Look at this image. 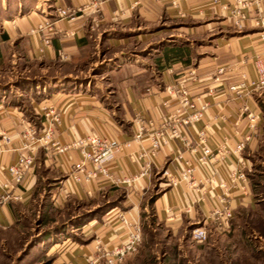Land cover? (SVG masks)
I'll return each instance as SVG.
<instances>
[{"label": "crops", "instance_id": "obj_1", "mask_svg": "<svg viewBox=\"0 0 264 264\" xmlns=\"http://www.w3.org/2000/svg\"><path fill=\"white\" fill-rule=\"evenodd\" d=\"M237 1L185 0L177 9L171 0H52V8L36 6L5 21L3 34L7 41L24 42L30 58L39 63H80L97 44L122 51L115 59L100 63L110 68L107 70L113 86L108 92L101 87L95 92L77 83L59 82L46 94L34 93L31 112L37 121L21 105L0 98V139L8 133L13 142L9 150L0 154V182L11 183L8 168L19 158L15 149L21 134L30 124L40 128L42 118L38 112L43 106L53 107L60 115L57 139L62 144H72L93 131L126 142L137 133L138 121H152L159 128L162 117L180 107L176 100L167 109L162 107L168 100L167 86L178 81H184L189 88L196 109L207 105L206 144L212 153L209 167L198 162V132L204 129V122H197L184 132L191 147L171 140L153 155L148 138H144L132 149H125L124 156L110 165V178L76 184L74 193L65 200L60 197L56 204L51 196L49 209H61L73 199L99 204L104 199L113 201L120 190L126 191L121 205L104 215L102 221L96 224L95 220L81 228L91 241L71 254L72 264H86V258L98 247L111 249L121 244L126 234L118 215L142 224L147 220V200L155 190L159 196L151 214L152 223L163 225L174 239L188 235L191 238L194 227L213 229L211 212L225 193L229 197L222 204L233 211L234 219L255 207L249 173L251 151L264 133V90L254 88V61L264 51L259 41L261 28L257 26L259 17L264 16V1L242 0L249 2L242 30L232 25L229 10L223 8ZM79 6L85 9L74 20L56 16L57 7L71 10ZM46 22H52V27L38 32V26ZM133 44L143 47L141 54L126 52ZM220 68L224 73L218 75ZM232 86H242L240 94L230 91ZM250 113L257 117L255 129L250 127ZM242 142L246 147L237 153ZM35 157V171L26 174L22 190L9 189L20 194L21 200L0 205L2 229L17 225L32 206L40 174L46 176V183L53 185L52 192L56 194L70 171L82 163L78 149H71L66 156L39 149ZM146 163L151 166L148 177L133 186L117 182L138 174ZM190 165L195 168L192 179L180 181ZM86 166L91 167L89 163ZM238 170L245 173L246 179L234 185L231 175ZM172 179L178 184L173 185ZM222 183L228 185L226 190ZM215 235L213 231L211 237Z\"/></svg>", "mask_w": 264, "mask_h": 264}, {"label": "rangeland", "instance_id": "obj_2", "mask_svg": "<svg viewBox=\"0 0 264 264\" xmlns=\"http://www.w3.org/2000/svg\"><path fill=\"white\" fill-rule=\"evenodd\" d=\"M51 2L0 0V98L21 105L35 121L31 112L32 98H36L34 93L41 91L46 94L59 82L77 83L78 87H87L95 92L99 87L110 91L113 86L107 70L110 68L100 63L115 59L122 51V48L97 44L89 49L80 63H39L30 58L28 48L21 40H2L5 21L36 6L51 7ZM142 49L133 44L126 52L139 55ZM250 156L252 171L249 177L252 190L254 188L255 207L241 212L233 220L229 233L212 236L205 244L193 241L190 235L174 239L169 237L163 225L152 223L148 209L147 220L141 224L143 244L123 264H264V133ZM40 177L36 198L20 223L8 229L0 228V264H72L71 254L90 242L85 231L75 226L54 229L56 224L68 220L67 208L49 209L53 185L46 183V176L40 174ZM156 193L153 191L149 198ZM107 202L106 199L99 204L73 201L69 212L73 213L76 207L80 214ZM50 214L55 223L47 221ZM102 217H97L96 224L103 220ZM65 241L67 243H63Z\"/></svg>", "mask_w": 264, "mask_h": 264}, {"label": "built area", "instance_id": "obj_3", "mask_svg": "<svg viewBox=\"0 0 264 264\" xmlns=\"http://www.w3.org/2000/svg\"><path fill=\"white\" fill-rule=\"evenodd\" d=\"M185 0H171V4L175 8H180L181 3ZM264 1V0H252ZM249 2L238 0L232 6L226 7L232 18V25L237 30H242L247 19L244 9L248 7ZM84 6L74 9H66L63 7L55 8L56 16L59 19L74 20L77 14L83 12ZM52 22L42 23L38 26L37 31L43 32L44 29L51 28ZM257 26L261 28L259 33V41L264 45V16L259 17ZM35 32V31H33ZM49 45V41H46ZM256 70V81L254 83L255 90H264V51L258 55L254 61ZM224 73V68L218 70V75ZM219 80L218 77L215 78ZM230 91L240 94L242 86H232ZM168 100L162 103V107L167 109L173 100L179 102L180 107L174 111L167 112L161 121L159 128H155L152 121L142 124L138 121L139 129L132 139L121 142L117 138L107 137L91 132L90 135L75 141L72 144H62L56 137V129L60 124V115L53 107L43 106L39 109V116L42 118L40 128L34 125H28L21 134L20 145L15 149L19 153V158L15 165L8 168L11 177V183L0 182V205L9 201H20V194H13L9 189L22 190L25 176L27 173H34L36 167L35 154L39 149L57 156H66L71 149L80 150L82 163L74 170L70 171L68 178L58 188V192L53 194L54 204L64 197L69 198L74 193L73 187L76 184L89 183L99 177H111L110 165L124 156L125 149H132L135 143L141 142L144 138H148L150 142V152L155 155L163 146L169 144L171 140H179L186 147H191V142L186 136L185 128L193 126L197 122H204V129L198 132V162L201 166L207 168L212 159V153L206 144L207 137V121L205 120V111L207 105L203 104L200 109L195 108L194 100L191 98L190 90L184 81L170 84L166 88ZM247 110V109H246ZM167 111V110H166ZM248 111V110H247ZM250 127L255 129L257 126V117L249 114ZM13 145L10 134L3 133L0 139V154L9 150ZM246 147V143L242 142L236 149L237 153H241ZM142 155H139L140 158ZM132 158H134L132 156ZM90 164V168L86 166ZM151 172L150 164L146 163L140 172L136 175L126 176L117 182L121 185L133 186L141 178L148 177ZM195 173L193 166H188L181 174L180 181H189ZM166 175V172H165ZM246 179V175L241 170L231 175V182L235 185L237 180ZM172 184L177 185L178 180L172 179ZM66 183V184H65ZM192 183V182H191ZM221 187L227 189L228 185L222 183ZM64 193V195H63ZM62 197V198H63ZM229 195L224 194L220 198V204L215 206L211 212L210 220L213 223V229L205 226L194 227L191 230V239L199 244H205L211 239L213 231L216 235H224L232 230V220L234 219L233 211L225 207L222 203L226 201ZM119 220L125 227V240L111 248L98 247L97 250L86 258V264H123L127 258L138 252L143 244L144 234L143 227L139 222L129 220L124 215H118Z\"/></svg>", "mask_w": 264, "mask_h": 264}, {"label": "trees", "instance_id": "obj_4", "mask_svg": "<svg viewBox=\"0 0 264 264\" xmlns=\"http://www.w3.org/2000/svg\"><path fill=\"white\" fill-rule=\"evenodd\" d=\"M2 40L7 41L8 37L3 34ZM253 192H254V188H253ZM125 196H126V191L120 190L119 196L116 199H114L113 201L104 203L102 205H98L95 209L87 211V212H83L80 214L76 212L77 208L75 206H74L75 209H74L73 213L69 212V210L73 207L72 202L73 201L79 202L78 200L73 199L70 202H68V204L66 205V208H67L66 214L68 215V220L64 223L59 224V225L56 224L54 229H58V228L66 229L65 227H67L68 225L72 226V227L75 226V228L81 229L84 225H86L90 222H93L95 220H98L97 217H99V216L102 217V216L106 215L107 213H109L110 211H112L113 209H115L116 207H119L121 205L123 199L125 198ZM158 196H159V193H156L152 197L148 198V200H147V207H148L151 214L154 213V203L157 200ZM82 204H85V202ZM77 205H79V204H77ZM52 216L53 215H51L50 217L47 216V221L51 220L52 222L55 223V220ZM19 223H20V221L17 224H19ZM232 224H233V221H232ZM65 231L62 230V232H65ZM70 238H72V236ZM89 240L91 241V239H89ZM88 243H90V242H88ZM88 243H86V244H88Z\"/></svg>", "mask_w": 264, "mask_h": 264}]
</instances>
